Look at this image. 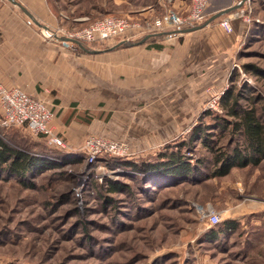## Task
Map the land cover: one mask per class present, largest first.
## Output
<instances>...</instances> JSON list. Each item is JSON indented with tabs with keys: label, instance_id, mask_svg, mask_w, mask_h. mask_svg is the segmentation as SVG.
<instances>
[{
	"label": "rangeland",
	"instance_id": "374dc122",
	"mask_svg": "<svg viewBox=\"0 0 264 264\" xmlns=\"http://www.w3.org/2000/svg\"><path fill=\"white\" fill-rule=\"evenodd\" d=\"M238 10L229 18L230 31L234 19L245 29L225 76L194 77L195 112L174 144L186 139L193 126L213 123L220 97L232 87L264 96V0H246ZM117 40L95 46L107 48ZM0 133L13 147L55 165L27 174L29 186L0 173V264H264V162L233 168L201 184L170 185L119 161L86 166L82 152L49 148L24 126ZM128 147L134 154L121 158L141 163L166 145L149 153ZM182 152L196 157L205 150L197 139ZM109 181L124 187L110 193ZM197 205L211 206L223 218L235 217L237 230L208 240Z\"/></svg>",
	"mask_w": 264,
	"mask_h": 264
},
{
	"label": "crops",
	"instance_id": "0c3cea01",
	"mask_svg": "<svg viewBox=\"0 0 264 264\" xmlns=\"http://www.w3.org/2000/svg\"><path fill=\"white\" fill-rule=\"evenodd\" d=\"M245 1L211 0L207 19ZM188 8L189 0H0V83L47 103L54 131L69 153L81 152L89 134L154 152L193 118L194 77L225 76L245 29L235 19L232 31L219 24L233 10L196 29L146 33L142 44L96 52L49 35L106 14L144 25L166 10L183 15Z\"/></svg>",
	"mask_w": 264,
	"mask_h": 264
},
{
	"label": "trees",
	"instance_id": "16d2710c",
	"mask_svg": "<svg viewBox=\"0 0 264 264\" xmlns=\"http://www.w3.org/2000/svg\"><path fill=\"white\" fill-rule=\"evenodd\" d=\"M141 39L142 37L135 40L129 38L128 42H138ZM96 42L82 43L93 50L97 49ZM122 46L125 45L118 47ZM218 103L220 112L212 114L213 123L193 126L186 139L175 144L167 143L164 150L149 155L141 163L121 157H116L118 160H115L110 156H103L99 160L104 163L115 161V164L119 161L120 165L142 172L149 179L169 182L170 185L187 182L201 184L202 181L227 176L233 168L260 165L264 162V96L253 89L244 93V88L232 87L220 97ZM212 128L215 131H210ZM197 139L204 147V155L190 157L182 152L192 149L193 142ZM54 167L46 158L15 148L0 136V173L5 171L29 186L31 183L25 180L27 174ZM123 187V184L106 182V190L110 193L120 191ZM237 226L235 217H225L205 230L206 237L208 240L218 241L223 236L234 233Z\"/></svg>",
	"mask_w": 264,
	"mask_h": 264
},
{
	"label": "built area",
	"instance_id": "2783aa9c",
	"mask_svg": "<svg viewBox=\"0 0 264 264\" xmlns=\"http://www.w3.org/2000/svg\"><path fill=\"white\" fill-rule=\"evenodd\" d=\"M209 1L189 0V8L185 14H179L171 9L166 10L144 25L137 19L106 14L79 28L58 27L49 36L51 38L59 36L68 43H72V41L95 42L113 39L128 42L129 38L132 39L136 36L139 38L146 33L180 30L203 24L207 21ZM237 11L239 10L235 9L231 14ZM231 14L223 16L219 20V24L226 31L231 30L229 23ZM53 117V112L44 100L30 95L21 88L8 87L0 83V129L24 126L31 134L40 137L48 146L65 148L64 141L54 131ZM80 149L84 155L85 165L90 167L100 162L99 159L103 156L127 157L134 154L124 141L98 134L87 135L83 139ZM85 177L83 174L82 178L84 180ZM196 210L199 218L205 222L207 228L222 220L220 213L211 206L197 205Z\"/></svg>",
	"mask_w": 264,
	"mask_h": 264
},
{
	"label": "water",
	"instance_id": "95a60500",
	"mask_svg": "<svg viewBox=\"0 0 264 264\" xmlns=\"http://www.w3.org/2000/svg\"><path fill=\"white\" fill-rule=\"evenodd\" d=\"M236 7H237V6H233V7H229V8H227V9L219 10V11H217L215 14H213L211 17H209V19H207V21H205L203 24H200V25H198V26L191 27V28H189V29H196V28H198V27L201 26V25H205V24H207L209 21H211V20H213V19H215V18H217V17H219V16L225 15V14L229 13L230 11L236 9ZM189 29H186V30H189ZM64 42H65V43H68L66 40H64ZM141 42H142V39H141L140 41H138V42L120 41V42H118V43H116V44H114V45H112V46H110V47H108V48H106V49H103V50L113 49V48H116V47H118V46H120V45H131V44L141 43ZM72 43L78 45L82 50H84V51H86V52H96V51H93L92 49H88V48H86V47L84 46V44H83L82 42H80V41H72Z\"/></svg>",
	"mask_w": 264,
	"mask_h": 264
}]
</instances>
